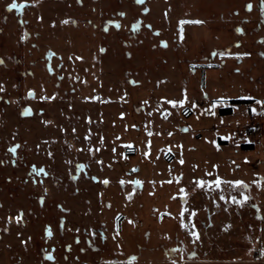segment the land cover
I'll use <instances>...</instances> for the list:
<instances>
[{"label":"rangeland","instance_id":"1","mask_svg":"<svg viewBox=\"0 0 264 264\" xmlns=\"http://www.w3.org/2000/svg\"><path fill=\"white\" fill-rule=\"evenodd\" d=\"M258 18L255 0H0V264H264Z\"/></svg>","mask_w":264,"mask_h":264},{"label":"flooded vegetation","instance_id":"2","mask_svg":"<svg viewBox=\"0 0 264 264\" xmlns=\"http://www.w3.org/2000/svg\"><path fill=\"white\" fill-rule=\"evenodd\" d=\"M250 9V8H249ZM255 9L259 11V18H258V23H256V26L258 28V30L260 29V27L264 26V0H255ZM246 10H248V8H246ZM246 20L245 18H241L240 19V22L239 24H236V31L238 30L239 32V35L242 37V38H245L244 42L246 43ZM256 46L257 48L259 47H262V49L260 48V51L258 53V55L260 56H264V48H263V45H264V36L263 37H258L256 38ZM247 44V43H246ZM242 48H244V52H247L246 51V45L242 44L241 46ZM259 50V49H257Z\"/></svg>","mask_w":264,"mask_h":264},{"label":"snow or ice","instance_id":"3","mask_svg":"<svg viewBox=\"0 0 264 264\" xmlns=\"http://www.w3.org/2000/svg\"><path fill=\"white\" fill-rule=\"evenodd\" d=\"M137 2L138 3H143L144 2V0H137ZM9 7L10 8H23L24 7V5H17L16 3H12V4H10L9 5ZM248 7L250 8L251 7V5H248ZM145 11H147V9H145ZM121 15H123V13H121ZM67 21H65V23H66ZM188 23H202V21H187ZM182 24L183 23H185L184 21H182L181 22ZM150 27V26H149ZM181 32H182V29H181ZM162 43H164L165 44V46H166V42H162ZM102 51H103V49H102ZM221 56H223L224 55V53H219ZM3 61H0V63H2ZM42 99H43V97H42ZM168 103H170V104H173V105H175L176 103H177V101H168ZM178 103H180V104H183L184 103V101L183 100H181V101H179ZM261 103H264V102H261ZM215 105H213V107H214ZM26 112L28 111V110H25ZM253 111H255V109H253ZM169 135H171V133H169ZM16 147H18V146H15V147H13V148H10L9 149V151L10 152H13V153H15V151H16ZM146 155H147V153H146ZM181 163H183V161H181ZM81 167H83V166H81ZM35 170V169H34ZM40 172H44V170L43 169H40L39 170ZM105 183H107V181H105ZM137 183H139V182H137ZM221 183V181L219 180V179H217L216 181H215V184H216V186L218 187L219 186V184ZM235 183L236 184H242L243 182L242 181H235ZM204 184V181H199V185H203ZM183 191V190H182ZM235 199V198H234ZM245 199H247V197H245ZM22 218V214H20V215H18L17 217H16V219H17V221L19 222V220ZM47 234H51V229L49 228V229H47ZM192 235H197L195 232H193L192 233ZM47 258L48 259H54V257L53 256H51L50 254L47 256ZM134 259V258H133Z\"/></svg>","mask_w":264,"mask_h":264},{"label":"trees","instance_id":"4","mask_svg":"<svg viewBox=\"0 0 264 264\" xmlns=\"http://www.w3.org/2000/svg\"><path fill=\"white\" fill-rule=\"evenodd\" d=\"M232 103H239V102L232 101ZM243 147L246 148V149H252V146L251 145H244Z\"/></svg>","mask_w":264,"mask_h":264}]
</instances>
